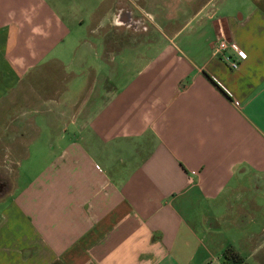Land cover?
I'll return each instance as SVG.
<instances>
[{
    "label": "crops",
    "instance_id": "1",
    "mask_svg": "<svg viewBox=\"0 0 264 264\" xmlns=\"http://www.w3.org/2000/svg\"><path fill=\"white\" fill-rule=\"evenodd\" d=\"M127 5L158 14L153 33L117 24ZM221 39L238 70L216 56ZM125 52L136 66L120 78ZM9 131L27 149L0 156L17 169L0 197V264L241 254L264 206V0H0L1 143ZM255 235L247 264L264 260Z\"/></svg>",
    "mask_w": 264,
    "mask_h": 264
},
{
    "label": "rangeland",
    "instance_id": "2",
    "mask_svg": "<svg viewBox=\"0 0 264 264\" xmlns=\"http://www.w3.org/2000/svg\"><path fill=\"white\" fill-rule=\"evenodd\" d=\"M125 8H127V9H130V11H132V12H134L136 15H135V17L137 18L138 17V19L139 18H141V17H139V14H137V12H136V10L134 9V7H132V6H125ZM148 9V8H147ZM163 10V12H165V10L164 9H162ZM174 10L175 9H168L167 10V12L169 13V12H174ZM147 12L149 13V14H151V17L154 19V23H157V22H159V21H156L157 20V18H158V14H153L151 11H149V10H147ZM163 16H164V13H163ZM166 17L168 18V17H170V15H166ZM180 24L182 25H184V22H180ZM149 26L151 27H148V29H150V32L151 33H153L154 32V28L151 26V24H149ZM120 30L119 31H121L122 29H123V31H124V28H119ZM133 29H131V30H128V31H132ZM189 31H191V28H190V26L185 30V34L186 33H188ZM141 32V31H140ZM120 33H122V32H120ZM158 36L160 37V39H162L163 37H162V35H160V34H158ZM146 41L145 40H143V39H141L140 41H138L137 40V44L135 45V46H137L136 48H139V49H137L134 53L136 54L138 51L139 52H142L143 51V53H145V49H144V47H145V45L143 44V43H145ZM146 48V47H145ZM135 54H133V55H131L129 52H125L124 53V55H123V58H121V55H119L117 58V61H116V63L118 64V67H122L121 69H120V71H119V77L121 78V77H123V76H125V75H127V68L129 67V68H133L134 66H136V65H134V60H135V58L133 57ZM122 59H125V64H126V66H123V65H121L122 64ZM122 71V72H121ZM43 109H44V107H43ZM22 110L24 111V112H27V111H29L30 109L29 108H26V107H24V108H22ZM33 118H38L39 116H36V115H33L32 116ZM14 133H11L10 131L7 133V136H6V141H4V143H1L0 142V156L2 157V155H4L5 153H8V152H10L11 151V154L13 155V157L12 158H14V155L16 156V154L18 155H21V154H25V152H26V149H27V142L25 141V142H23V144H20V143H18L17 144V150H20V153H18V152H16V150L14 149V147H15V145H14V143L12 142V140L9 138V135H12L13 137H14V135H13ZM46 132H40V137L38 138L39 139V142H42V141H44V140H46ZM2 140H3V138H2ZM38 141V140H37ZM37 141H35V143L37 142ZM31 144V143H30ZM30 144L28 145V150H29V148H30ZM12 149V150H11ZM13 149L15 150V151H13ZM13 152V153H12ZM20 160H21V158H20ZM9 168H5L6 169V171L9 173V175H10V178L12 179V183H13V181L15 182V178H16V175H17V169L14 167V165L13 166H8ZM18 184L19 183H17V185H16V187L18 186ZM247 187H248V189H250V190H248L246 193H245V197L244 198H250L252 195H254V193H253V190H251L252 188H251V186L250 185H247ZM242 199V198H241ZM259 202H261V203H264V198L263 197H261L260 196V201ZM263 210V215L261 216V218H260V220H259V223L258 224H255V225H253V226H249L248 225V223H246V225H244L243 226V228H244V232L241 234V237H239V240H238V244H240V246H239V252L241 253L240 255H242L244 258H247V257H249L255 250H256V246H255V242L253 241V239L254 238H252L253 236H251L252 234H256L255 236L256 237H259V238H261L262 240L264 239V206H263V208H262ZM257 240H258V238H257ZM259 256H261L263 259H264V249H263V252H262V254H260ZM220 262H222V258H221V260H220ZM248 263L249 264H258V262H257V260H255L254 258H249V260H248ZM261 264H264V260H262V263Z\"/></svg>",
    "mask_w": 264,
    "mask_h": 264
},
{
    "label": "built area",
    "instance_id": "3",
    "mask_svg": "<svg viewBox=\"0 0 264 264\" xmlns=\"http://www.w3.org/2000/svg\"><path fill=\"white\" fill-rule=\"evenodd\" d=\"M144 16V17H143ZM141 19L143 21L147 22H152L153 18L149 13H143ZM230 49L236 50V47L234 44L229 42L227 39H221L217 41L214 45V52L216 56H218L225 64H227L232 70H238L240 67V62L235 60L232 56L228 55L227 52ZM237 55L241 60H246L248 55L241 50H237ZM211 264H222L219 259H213Z\"/></svg>",
    "mask_w": 264,
    "mask_h": 264
},
{
    "label": "flooded vegetation",
    "instance_id": "4",
    "mask_svg": "<svg viewBox=\"0 0 264 264\" xmlns=\"http://www.w3.org/2000/svg\"><path fill=\"white\" fill-rule=\"evenodd\" d=\"M130 12V9L123 7L120 10V19L122 23H125L127 26L134 28L136 31H148V26L146 25H137L135 22H127V14ZM142 17V16H141ZM144 17V16H143ZM147 27V28H145ZM13 187L12 179L10 178L9 173L5 168H0V197L6 195Z\"/></svg>",
    "mask_w": 264,
    "mask_h": 264
},
{
    "label": "trees",
    "instance_id": "5",
    "mask_svg": "<svg viewBox=\"0 0 264 264\" xmlns=\"http://www.w3.org/2000/svg\"><path fill=\"white\" fill-rule=\"evenodd\" d=\"M222 264H247L245 259L232 247L228 248L222 256Z\"/></svg>",
    "mask_w": 264,
    "mask_h": 264
},
{
    "label": "water",
    "instance_id": "6",
    "mask_svg": "<svg viewBox=\"0 0 264 264\" xmlns=\"http://www.w3.org/2000/svg\"><path fill=\"white\" fill-rule=\"evenodd\" d=\"M127 22H135L137 25H146V22L145 21H143L141 18L140 19H135L134 17H133V12L132 11H130L128 14H127V20H126ZM117 24H119V25H121V24H125V23H122L121 22V19H120V15L118 16V23ZM145 28H147V27H145Z\"/></svg>",
    "mask_w": 264,
    "mask_h": 264
}]
</instances>
